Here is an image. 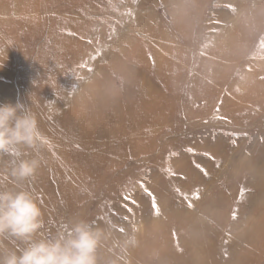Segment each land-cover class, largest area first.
Listing matches in <instances>:
<instances>
[{
	"label": "rangeland",
	"instance_id": "1",
	"mask_svg": "<svg viewBox=\"0 0 264 264\" xmlns=\"http://www.w3.org/2000/svg\"><path fill=\"white\" fill-rule=\"evenodd\" d=\"M0 49L46 236L85 219L97 264H256L264 0H0Z\"/></svg>",
	"mask_w": 264,
	"mask_h": 264
},
{
	"label": "clouds",
	"instance_id": "2",
	"mask_svg": "<svg viewBox=\"0 0 264 264\" xmlns=\"http://www.w3.org/2000/svg\"><path fill=\"white\" fill-rule=\"evenodd\" d=\"M11 47V41L8 42ZM2 51V49H0ZM44 147L39 121L19 100L0 102V158L7 155L15 188L0 183V242L19 241L13 247L0 243V264H97L102 230L94 222L77 219L53 236H46L39 198L21 182L33 178L41 166ZM31 150V153L26 150Z\"/></svg>",
	"mask_w": 264,
	"mask_h": 264
},
{
	"label": "bare ground",
	"instance_id": "3",
	"mask_svg": "<svg viewBox=\"0 0 264 264\" xmlns=\"http://www.w3.org/2000/svg\"><path fill=\"white\" fill-rule=\"evenodd\" d=\"M28 153H31L30 150L27 151ZM10 157L9 156H3L0 158V183H3L7 188H15V185L12 183V179L10 177L9 168H10ZM24 189L28 191H32L34 184H33V178H31L29 181L21 182ZM4 246L6 247H13L16 244H20L19 241H8L4 240L2 242ZM256 249H255V257L254 262L256 264H264V209L259 211L258 216V222H257V229H256Z\"/></svg>",
	"mask_w": 264,
	"mask_h": 264
}]
</instances>
